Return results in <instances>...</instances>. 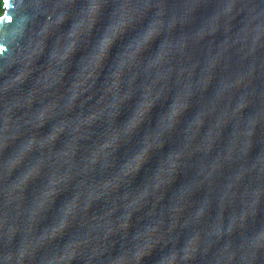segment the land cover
<instances>
[{
	"label": "water",
	"instance_id": "1",
	"mask_svg": "<svg viewBox=\"0 0 264 264\" xmlns=\"http://www.w3.org/2000/svg\"><path fill=\"white\" fill-rule=\"evenodd\" d=\"M0 264H264V0H3Z\"/></svg>",
	"mask_w": 264,
	"mask_h": 264
},
{
	"label": "trees",
	"instance_id": "2",
	"mask_svg": "<svg viewBox=\"0 0 264 264\" xmlns=\"http://www.w3.org/2000/svg\"><path fill=\"white\" fill-rule=\"evenodd\" d=\"M3 6H4V2H3V0H0V15L3 11Z\"/></svg>",
	"mask_w": 264,
	"mask_h": 264
}]
</instances>
